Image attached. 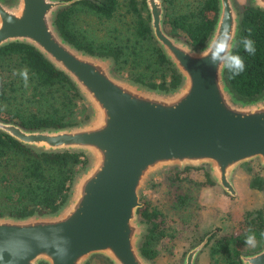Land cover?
<instances>
[{"label": "water", "instance_id": "95a60500", "mask_svg": "<svg viewBox=\"0 0 264 264\" xmlns=\"http://www.w3.org/2000/svg\"><path fill=\"white\" fill-rule=\"evenodd\" d=\"M74 1L0 0V46H34L75 83L90 107L85 121L60 127L29 129L0 119L1 130L36 150L90 156L57 211L0 215V264H86L94 254L112 264H154L140 250L147 223L137 212L150 173L206 164L211 180L236 195L232 176L238 166L254 158L264 164V94L239 98L224 68L201 59L222 31L231 30L237 40L241 9L235 0H218L207 41L193 48L166 31L163 0H145L153 36L182 77L166 91L116 76L111 57L65 40L54 19ZM249 3L264 9V0ZM208 236L186 250L181 264H196ZM240 259L264 264V244Z\"/></svg>", "mask_w": 264, "mask_h": 264}, {"label": "trees", "instance_id": "16d2710c", "mask_svg": "<svg viewBox=\"0 0 264 264\" xmlns=\"http://www.w3.org/2000/svg\"><path fill=\"white\" fill-rule=\"evenodd\" d=\"M163 4L166 31L184 39L193 48L207 41L216 20L218 0H197L186 9L178 8L171 0H163ZM79 13L99 18L101 25L94 27L86 23ZM117 14L121 22L111 25L100 38L98 28L105 21L112 23ZM54 22L62 37L75 47L111 57V70L118 77L166 91L181 83V74L153 36L145 0H76L60 8ZM248 36L255 42V55L245 52L242 43H237L235 49L244 58L246 71L232 78L224 69V76L239 98L251 100L264 94V9L249 2L241 7L236 42ZM25 67L29 70L27 88L19 76L13 75L14 70ZM0 82V100L7 99L8 104L14 101L13 107L0 105L2 120L32 129L78 124L89 117L90 107L75 83L29 43L12 41L0 46ZM88 163L89 155L85 151H39L0 129V215L57 211L67 201L75 177ZM202 166L173 165L162 170L159 185L168 201H195L193 188L187 182L197 189L215 184L207 169L199 180H188L187 169ZM246 168L250 173L248 184L264 190V175ZM142 202L137 212L140 219L146 221L147 229L140 240V250L153 261V247L165 235L164 220L159 219L160 212L150 201ZM249 228L257 236L254 248L245 243ZM219 231L217 226L204 234H209L205 246L210 243L206 264H243L241 253L254 252L264 244V235H261L264 207L246 209L240 219H232L227 231ZM86 264L93 263L88 260Z\"/></svg>", "mask_w": 264, "mask_h": 264}, {"label": "rangeland", "instance_id": "374dc122", "mask_svg": "<svg viewBox=\"0 0 264 264\" xmlns=\"http://www.w3.org/2000/svg\"><path fill=\"white\" fill-rule=\"evenodd\" d=\"M196 1L171 0V3L178 8L186 9L192 7ZM235 2L241 9L242 5L248 3L249 0H235ZM79 14L86 23L90 22L94 27L101 25L99 18L83 13ZM120 22L121 17L118 14L112 23L109 20L103 22L102 26L98 28V36L104 37L111 25L114 23L118 25ZM13 102L8 104L7 99H3L0 100V105L4 108L13 107ZM23 102L29 103L26 100ZM32 104L34 106V103ZM246 166L251 169L252 173L259 172L264 175V164L262 165L258 158L251 159L246 165H239L232 176L237 191L236 195H229L218 184L203 185L197 189L195 185L187 182L193 188L191 189L195 201L181 203L168 201L162 186L159 185L163 178L162 170L165 168L150 173L140 190V199L150 201L159 210V219L163 218L164 220L165 233L153 247L155 250L154 264H181L186 250L199 242L206 231L217 226L220 227L219 232L227 231L232 219H240L246 209L264 207V191L248 184L250 173ZM204 169H207L206 164L199 168H189L185 175L189 178L188 180H199L203 176ZM209 245L210 243L204 246L197 256L199 264H206ZM243 250H246V246L243 247ZM89 260L93 264H112L108 258L100 254L95 257L92 255Z\"/></svg>", "mask_w": 264, "mask_h": 264}, {"label": "clouds", "instance_id": "9594fccd", "mask_svg": "<svg viewBox=\"0 0 264 264\" xmlns=\"http://www.w3.org/2000/svg\"><path fill=\"white\" fill-rule=\"evenodd\" d=\"M248 31L251 34V29ZM237 43H242L244 51L249 55H255V42L250 36L243 37L239 42H236L231 30H225L210 40L206 46V54L202 55L201 59L208 61L210 65L215 66L217 69L223 67L231 73L232 78H236L246 71L244 58L235 51ZM13 75L19 76L23 80L25 88L29 86L28 68L14 70ZM261 235H264V233ZM245 243L246 246L253 248L257 245L256 233L251 228L248 230Z\"/></svg>", "mask_w": 264, "mask_h": 264}]
</instances>
